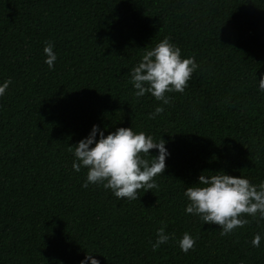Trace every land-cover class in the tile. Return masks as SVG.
Listing matches in <instances>:
<instances>
[{
  "label": "trees",
  "instance_id": "16d2710c",
  "mask_svg": "<svg viewBox=\"0 0 264 264\" xmlns=\"http://www.w3.org/2000/svg\"><path fill=\"white\" fill-rule=\"evenodd\" d=\"M165 37L199 65L168 105L137 99L129 74ZM262 74L264 0H0V83L12 81L0 97V264H80L86 253L100 264H264V240L252 245L264 219L221 235L185 214L184 196L205 172L264 181ZM93 125L162 137L158 188L131 201L83 188L88 170L73 171L69 147ZM164 226L175 238L153 251ZM185 232L196 238L187 254Z\"/></svg>",
  "mask_w": 264,
  "mask_h": 264
},
{
  "label": "clouds",
  "instance_id": "9594fccd",
  "mask_svg": "<svg viewBox=\"0 0 264 264\" xmlns=\"http://www.w3.org/2000/svg\"><path fill=\"white\" fill-rule=\"evenodd\" d=\"M43 52L44 62L50 70L53 69L58 59L54 43L45 42ZM198 67L194 56L182 58L181 49L165 37L147 50L129 73L136 90L134 94L137 99L151 94L162 105H168L171 97L167 93H183ZM11 83V79L0 83V97L5 95ZM258 87L264 92V74L258 81ZM164 111L163 106H157L150 118L156 119ZM105 131L99 125H93L86 138L69 147L74 156L73 171L88 170L82 187L102 185L116 198L129 201L138 199L140 190L149 192L158 188L155 177L163 175L166 159L170 156L166 141L161 137L157 142L151 134L135 132L132 127H120L106 136ZM153 149L158 150L155 156L149 154ZM205 173L198 177L196 185L184 191L188 201L186 215L198 216L204 224L218 225L221 235L243 227L248 223L246 216L256 218L258 214L260 219H264V181L257 185L241 175L235 177L223 171L213 175ZM165 228L157 229L153 251L175 238V234L167 233ZM262 240L264 236L256 234L252 240L253 247H260ZM178 243L181 251L187 254L194 249L196 238L185 232ZM96 255L99 254L86 253L80 264H100Z\"/></svg>",
  "mask_w": 264,
  "mask_h": 264
}]
</instances>
